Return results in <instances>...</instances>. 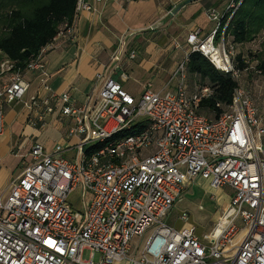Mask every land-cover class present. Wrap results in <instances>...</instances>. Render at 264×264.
<instances>
[{
    "label": "built area",
    "instance_id": "1",
    "mask_svg": "<svg viewBox=\"0 0 264 264\" xmlns=\"http://www.w3.org/2000/svg\"><path fill=\"white\" fill-rule=\"evenodd\" d=\"M238 5L231 0L222 14L213 7L206 10L218 25L207 35L199 27L188 33L187 55L161 89L148 82L135 94L99 74L97 85L77 103L69 91L53 90L44 78L26 100L31 90L26 72H44L52 45L24 70L1 60L0 135L6 130L5 105L19 102L33 111L29 122L34 127L67 122L69 128L50 151L34 143L31 162L0 195V264H114L124 259L130 264H264L263 118L241 84L225 113L217 118L201 114L199 105L212 90L203 85L189 92L185 82L192 52L239 80L225 31L216 42L222 20L227 14L230 19ZM91 9L78 0L75 19ZM64 32L72 34L73 24L60 35ZM125 44L121 39L120 52ZM136 55L134 49L129 52L132 59ZM121 77L128 80L125 72ZM54 114L58 118L50 123ZM202 179L213 189L233 190L203 236L187 211L178 217L180 227L164 221L186 188ZM78 189L81 207L70 202ZM151 228L144 247L133 250L132 240ZM85 250L91 258H83Z\"/></svg>",
    "mask_w": 264,
    "mask_h": 264
},
{
    "label": "crops",
    "instance_id": "2",
    "mask_svg": "<svg viewBox=\"0 0 264 264\" xmlns=\"http://www.w3.org/2000/svg\"><path fill=\"white\" fill-rule=\"evenodd\" d=\"M185 1L83 0L92 9L81 10L78 13L73 23L72 34L64 32L60 35L59 33L49 44L53 48L45 54L44 72H26L25 76L31 84V94L40 89L42 79L46 78L53 90L58 92L69 91L77 103H82L87 94L97 85L99 74L122 82L129 91L131 90L126 83L129 77L132 78L134 83L140 87L139 91L133 92L135 94H139L148 82L152 83V80L155 79L159 80L161 86L155 88L153 85V87L161 89L169 81L174 69L164 74L155 73L154 68H152L153 64L148 55L153 53L159 38L162 39L167 31H177L178 35V32H190L195 27H199L203 35H207L213 29L208 30L196 22L191 11L192 6L196 3H202L207 10L220 5L226 11V6H229L231 2V0H193L191 2L194 3L185 4L174 14L173 10ZM121 39L126 44L120 52L118 47ZM136 45L141 48L144 58L148 57L146 60L143 58V60L134 62V59L130 58L129 52L136 48ZM117 53V58H115ZM1 59L3 57L0 55ZM123 72L128 75L126 81L121 77ZM176 83L177 81L172 82L170 88L174 89ZM25 99L27 100L28 96ZM7 106L9 105H5V108ZM20 111L19 116L22 114V117L18 119V123L13 124L12 131L8 130L7 133L4 132L3 135H0V154L4 155L0 157L2 166L10 157L11 147L22 153L19 155L20 157L30 156L28 150L25 152L24 148L29 149L37 142L38 137L33 134L35 131L44 132L52 128L58 131L66 129L65 134H67L69 128L67 122L56 123V126H49L44 129L34 127L29 122V116H33V111H29L24 103ZM54 118H58V115L54 114L48 117V121L52 123ZM52 146H48L46 149L50 151ZM2 173H4L3 168L0 170V175ZM18 175L12 179L11 183Z\"/></svg>",
    "mask_w": 264,
    "mask_h": 264
},
{
    "label": "trees",
    "instance_id": "3",
    "mask_svg": "<svg viewBox=\"0 0 264 264\" xmlns=\"http://www.w3.org/2000/svg\"><path fill=\"white\" fill-rule=\"evenodd\" d=\"M77 5L78 0H0L1 57L13 61L17 69L24 70L60 31L74 23ZM230 15L222 20L216 42H220L223 31L225 41L231 37L235 45L252 42L260 34L264 35V0H242L228 19ZM251 60L255 72L260 70L259 76L264 78V37L259 52ZM250 65L241 56L234 63L240 73ZM187 71L200 78L201 86L207 85L212 90L211 96L202 99L198 112L212 118L225 113L233 101L235 89L240 85L239 81L218 70L200 52L189 54Z\"/></svg>",
    "mask_w": 264,
    "mask_h": 264
},
{
    "label": "rangeland",
    "instance_id": "4",
    "mask_svg": "<svg viewBox=\"0 0 264 264\" xmlns=\"http://www.w3.org/2000/svg\"><path fill=\"white\" fill-rule=\"evenodd\" d=\"M241 1L242 0L239 2L236 1L237 4H239L238 7L240 6ZM215 7L218 9L220 14L225 12V9H222L220 5ZM226 8H228V5ZM191 11L193 12L196 22L202 27L212 30L218 25L217 22H214L208 18L206 9L202 3H196L194 6H192ZM188 33L189 31H182L181 33L178 32L177 35V31H167L163 35L162 39L159 38L157 45L154 47V51H152L153 53L148 55L150 61H152L153 65H151L152 68H154L155 73L161 72L167 74L169 71L173 69L175 70V67H177L176 65H178L186 57L188 50L186 37L188 36ZM175 34L176 36H174ZM263 37L264 35L262 33L252 42L237 45L232 42V38L230 37L226 41V47L229 48L230 45L233 47L234 63L237 57L241 56L246 62L251 64L249 69L243 70L241 72L238 81L251 94L253 103L258 109V114L263 118L264 125V78L255 72L254 65L251 62V58L256 57L260 50V44L263 40ZM177 44L180 45L179 48H176ZM136 46L137 47L134 48V50H136L137 55L136 58H134V62H138L144 58L141 48L138 45ZM146 58L144 59L146 60ZM4 80L5 78L0 76V85L4 83ZM185 82L190 92H194L202 85L200 78L191 75L188 71L186 73ZM152 83L155 88H159L161 86V83L157 79L152 80ZM126 84L129 86V89L132 92L139 91V85L134 83L132 78L129 77V80ZM30 95L31 91L28 94V98ZM22 106L23 103H17L9 105L5 108V113L7 116L5 133H7L8 130L12 131L13 124L18 123V119L22 117V114L19 116ZM65 132L66 129L64 131H58L52 128L44 132L37 130L33 134L38 137L37 142L42 143L47 148L48 146H52L56 141H59L62 137H65ZM11 148L12 151L10 152V157L7 159L6 164L2 166V163H0V170L3 168L4 171V173L0 175V195L7 192L12 179L15 178L31 162L32 146L29 149L24 148L25 152L28 150V153L30 154V156L24 157L19 156L22 153H19L18 149H13L14 147ZM1 156L4 155L1 153L0 157ZM2 158L4 159V157ZM232 194L233 190L229 187L213 189L210 187L208 181L203 179L199 180L198 182L186 188V191L183 192L182 200L175 204L172 211L164 218V221L167 223L175 222L176 226L180 227L182 223L178 221V217L182 211H187L190 215V222L197 227L198 234L203 236L212 230L217 217L228 205ZM82 199L83 198L80 189L76 190L70 196V202L77 207L82 206ZM240 227H242L241 224ZM151 234L152 228L149 229L143 237H135L131 242V248L134 250L135 246H138L141 250ZM83 258H91V253L88 250H85ZM114 264H130V262L124 259L122 261L115 262Z\"/></svg>",
    "mask_w": 264,
    "mask_h": 264
},
{
    "label": "water",
    "instance_id": "5",
    "mask_svg": "<svg viewBox=\"0 0 264 264\" xmlns=\"http://www.w3.org/2000/svg\"><path fill=\"white\" fill-rule=\"evenodd\" d=\"M193 0H186L185 2L179 4L174 10H173V13L175 14L176 12H178L185 4L191 2Z\"/></svg>",
    "mask_w": 264,
    "mask_h": 264
},
{
    "label": "bare ground",
    "instance_id": "6",
    "mask_svg": "<svg viewBox=\"0 0 264 264\" xmlns=\"http://www.w3.org/2000/svg\"><path fill=\"white\" fill-rule=\"evenodd\" d=\"M216 56V59L218 60V62L220 63V61H221V55H220V53H217V55H215Z\"/></svg>",
    "mask_w": 264,
    "mask_h": 264
}]
</instances>
